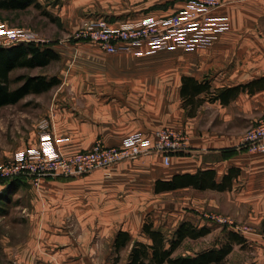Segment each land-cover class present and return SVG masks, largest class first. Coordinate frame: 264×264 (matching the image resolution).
<instances>
[{
  "label": "crops",
  "instance_id": "1",
  "mask_svg": "<svg viewBox=\"0 0 264 264\" xmlns=\"http://www.w3.org/2000/svg\"><path fill=\"white\" fill-rule=\"evenodd\" d=\"M187 2L62 0L54 6L71 19L101 16L118 27L124 23L169 17L185 8ZM215 15L228 21L229 28L207 48L179 49L185 55L179 58L176 74L119 71L100 72L98 76L87 73V79L101 78L103 83L112 85L95 89L69 86L63 81L51 91L30 94L18 103L0 107V162L9 161L19 151L37 148L41 124L47 122L49 131L58 141V149L65 155L91 150L98 139L107 146H121L135 133L153 139L155 132L164 127L183 131L188 136V147L184 152L173 154L171 165H165L161 154H145L115 165L110 176L99 170L80 178H48L38 190L28 180L17 178L0 185L1 206L6 204L7 198L20 199L27 191L30 198L27 197L26 202L31 200L35 207H40V200L53 205L50 221L99 223L103 226L99 232L106 236L108 224L123 222L130 214H139V211L133 213L132 208L145 207L152 198L173 192L157 194V180L215 170L217 182H222L234 168L238 170L239 179H234L232 190L203 191L189 187L176 191L216 192L209 202L196 199V205L202 210L211 206L232 215L247 214L250 210L249 221L261 225L257 244L264 251V158L263 164L255 166L249 153L240 149L243 134L264 113V0H225ZM30 75L47 76L41 72ZM51 76L57 77L56 74ZM184 77L211 85L210 93L198 96L202 103L193 114H189L192 107H185L181 95ZM58 78L67 80L69 76L68 73L64 77L58 74ZM173 78L177 84L174 92ZM237 87L235 96L226 103L211 99L216 92ZM48 94H51L49 99L46 98ZM241 181L244 182L237 191V183ZM87 233L90 236L93 231L85 232V237ZM69 235L68 232L47 233V244L51 248L64 245L65 249L59 253L63 254L60 258L65 262L58 264H94L91 259L85 261L87 250L80 245L75 249L69 241L74 238ZM113 236L115 239L116 233ZM74 251L83 255L82 258H72ZM29 264L40 263L32 259Z\"/></svg>",
  "mask_w": 264,
  "mask_h": 264
},
{
  "label": "rangeland",
  "instance_id": "2",
  "mask_svg": "<svg viewBox=\"0 0 264 264\" xmlns=\"http://www.w3.org/2000/svg\"><path fill=\"white\" fill-rule=\"evenodd\" d=\"M33 1L34 4L26 10H0V25L10 29L25 30L33 34L38 40L34 43L41 48L47 46L55 48L54 50L60 54L61 58L44 68L16 70L12 73L13 78L21 74L30 75L40 72L46 73L49 78L52 77V74H56L58 78V74L64 77V74L68 73L69 78L67 80L58 78L61 82L60 85L63 81H67L69 86L98 89L112 84L103 83L101 78L87 79L85 74L91 73L101 76L98 73L119 71L170 72L176 74L179 71V58L181 55H185L182 50L160 51L147 56L132 53L109 54L93 43L75 39L82 21L86 18L85 16L71 19V16L61 14V8L57 9L54 4H61L62 0ZM109 24L114 27L110 22ZM176 86L177 84L173 78V92ZM50 97L51 94L46 96L47 99ZM249 155L255 166L261 165L264 154L249 153ZM240 173H242L241 169ZM236 177L239 179V176ZM243 182L237 183V191L240 190ZM215 193H197L188 190L158 195L156 198H152V202L149 201L150 203L147 206L132 208L133 213L139 211L138 215L130 214L125 217L123 222L108 224V227H110L108 229L109 233L102 236L99 230L103 226L99 223H55L50 221L49 214L53 205L51 207L50 203L40 200L41 205L37 208L31 200L26 202L29 195L25 191L24 195L27 194V196L22 195L20 199L18 197L15 199L12 196L7 198L6 204H3V206L0 203V264H29L32 259H38L40 264L65 262L60 258L63 254L59 253V251L65 249L63 248L64 245H54L51 248L47 244V233L50 232L70 233L69 236L74 239L71 240L70 238L69 241L76 246L75 249H79L78 245H80L87 250L88 254L85 261L91 259L94 264H127L131 247H127L119 253L115 252L114 249L113 235L114 233L117 235L118 230H129L134 240L146 241L142 235L145 223L153 224L154 229L161 230L169 237H173L178 226L185 221L193 223L198 228L208 227L211 232L198 239L188 238L184 240L176 250L175 257L195 256L210 248H220L227 244L229 234L236 232L243 236L244 241L242 244H234L233 251L223 264H257L261 261L264 263L263 248L257 244L258 234H261V225L249 221L250 210L247 214L239 212L232 215L230 212H223L211 206L202 210L201 207L196 205L197 198L209 202L212 197H215L213 196ZM223 203H225V206L228 205L226 202ZM38 216L42 219H37ZM220 219H226L228 222L232 221L233 224H230V222L222 223ZM236 226L250 227L254 230V234L244 235L239 233ZM89 230L93 231V234L91 233L89 236L87 233V237H85V232ZM43 233H45L44 237L42 236ZM74 252V254H71L74 256L72 258L76 260L82 258L83 255L79 256V252ZM53 254H57V256Z\"/></svg>",
  "mask_w": 264,
  "mask_h": 264
},
{
  "label": "built area",
  "instance_id": "3",
  "mask_svg": "<svg viewBox=\"0 0 264 264\" xmlns=\"http://www.w3.org/2000/svg\"><path fill=\"white\" fill-rule=\"evenodd\" d=\"M224 4L225 0H188L185 8L169 17L124 23L119 27H112L104 18L90 16L82 21L75 39L93 43L109 54L147 56L160 51L204 49L229 28L228 21L215 15ZM32 42H38L33 34L0 25V47ZM39 137L37 148L19 151L9 161L0 162V185L22 178L39 189L48 178H80L97 170L110 176L115 165L145 154H161L169 166L173 154L188 147L187 134L169 127L158 129L153 139L142 133L132 134L121 146H107L98 140L91 150L72 155L58 149V141L47 122L41 124ZM240 149L264 154V113L247 128ZM220 222L230 221L220 219ZM236 229L244 235L254 234L250 227L236 226Z\"/></svg>",
  "mask_w": 264,
  "mask_h": 264
},
{
  "label": "trees",
  "instance_id": "4",
  "mask_svg": "<svg viewBox=\"0 0 264 264\" xmlns=\"http://www.w3.org/2000/svg\"><path fill=\"white\" fill-rule=\"evenodd\" d=\"M33 0H0V10H26ZM60 54L53 47L41 48L36 43H21L11 47H0V107L18 103L30 94H42L60 85L57 77L44 75L21 74L12 77L19 69L33 70L44 68L59 61ZM181 95L185 107L191 106L189 114H193L202 103L198 96L211 91L207 82L199 83L191 77L183 78ZM237 88H228L214 93L211 99H220L226 103L235 96ZM238 176L237 169H231L222 182H217L215 170H203L195 174H176L170 180H157V194L192 187L197 190H217L220 192L232 190L234 179ZM211 232L210 228H198L193 223L182 222L174 236L169 237L161 230L154 229L153 224L145 223L142 235L146 241L134 240L130 232L118 231L114 239L115 252L119 253L131 247L127 264H223L233 251L234 244H242L243 236L236 232L229 234L227 244L220 248H210L195 256H178L174 254L184 240L198 239Z\"/></svg>",
  "mask_w": 264,
  "mask_h": 264
}]
</instances>
